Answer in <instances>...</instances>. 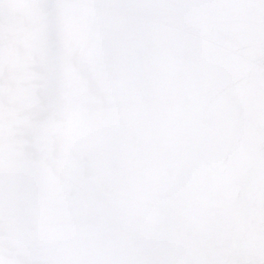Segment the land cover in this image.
<instances>
[{
  "label": "snow or ice",
  "instance_id": "obj_1",
  "mask_svg": "<svg viewBox=\"0 0 264 264\" xmlns=\"http://www.w3.org/2000/svg\"><path fill=\"white\" fill-rule=\"evenodd\" d=\"M0 264H264V0H0Z\"/></svg>",
  "mask_w": 264,
  "mask_h": 264
}]
</instances>
